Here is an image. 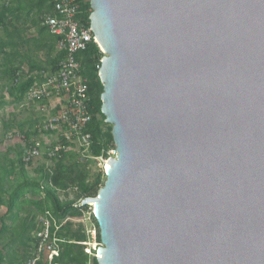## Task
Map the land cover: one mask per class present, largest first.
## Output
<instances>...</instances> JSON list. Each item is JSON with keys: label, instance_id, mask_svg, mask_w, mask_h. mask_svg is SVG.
Returning a JSON list of instances; mask_svg holds the SVG:
<instances>
[{"label": "water", "instance_id": "1", "mask_svg": "<svg viewBox=\"0 0 264 264\" xmlns=\"http://www.w3.org/2000/svg\"><path fill=\"white\" fill-rule=\"evenodd\" d=\"M115 158L98 264H264V0H90Z\"/></svg>", "mask_w": 264, "mask_h": 264}, {"label": "trees", "instance_id": "2", "mask_svg": "<svg viewBox=\"0 0 264 264\" xmlns=\"http://www.w3.org/2000/svg\"><path fill=\"white\" fill-rule=\"evenodd\" d=\"M77 5L76 19L90 27V0H77ZM46 15H55L54 0H0V111L9 104H23L39 78L60 70L65 57V52L59 50L62 37L42 26ZM41 52L43 59L39 56ZM103 57L99 46L92 42L77 55V60L88 85V111L92 118L86 132L92 137L90 153L106 158L114 149V139L113 127L105 123L101 113L104 86L99 70ZM42 120L38 115L26 124L3 123V136L16 125L29 144L32 138L41 135L36 125ZM9 151L15 153L14 159L7 154L0 156V208L7 209L4 215L0 214V264H27L34 249L38 217L49 211L60 220L81 219L89 207L75 205L81 199L97 197L106 179L100 171L93 173L90 163L81 161L80 155L72 151L62 152L51 164L45 158L33 177L28 173L32 164L23 162V148L17 146ZM74 188H78L75 200L61 199V194L68 196ZM59 236L66 242L61 245L55 264H98L96 257L84 251L82 243H87L88 238L83 224L69 221ZM97 240L101 242L100 234Z\"/></svg>", "mask_w": 264, "mask_h": 264}, {"label": "built area", "instance_id": "3", "mask_svg": "<svg viewBox=\"0 0 264 264\" xmlns=\"http://www.w3.org/2000/svg\"><path fill=\"white\" fill-rule=\"evenodd\" d=\"M54 11L55 15H46L42 18V26L48 27L52 34L62 37L59 50L65 52V57L59 72L39 78L30 88L26 102L36 106L39 115L43 117L37 125L38 132L41 135L50 133L56 136V141L43 144L35 139L27 144L24 140L23 162L34 165L48 158L51 164V161L62 152L72 151L80 155L81 161L98 167L106 179L105 165L109 159L115 158V145L106 158L94 157L90 153L92 137L86 132L92 118L88 111V85L80 74L81 65L77 60V55L85 51L90 43H96V40L90 27L83 26L76 19L77 0H54ZM42 102L45 103L39 104ZM50 171L52 173V170ZM73 191L77 193L78 188H74ZM84 200L78 201L75 207L82 206ZM87 207L88 211L83 217L88 215L94 224L91 230L85 229L88 240L82 245L85 247V253L96 257V249L103 245L97 240L100 229L93 206ZM69 221L79 220L70 218L60 220L49 211L38 217L34 249L27 264H55L54 260L62 251L61 245L66 242L59 234ZM92 238L96 241L93 247L90 245Z\"/></svg>", "mask_w": 264, "mask_h": 264}, {"label": "rangeland", "instance_id": "4", "mask_svg": "<svg viewBox=\"0 0 264 264\" xmlns=\"http://www.w3.org/2000/svg\"><path fill=\"white\" fill-rule=\"evenodd\" d=\"M31 33L35 35V32L32 30ZM39 56L43 59L44 55L41 52ZM7 101H10L9 98H7ZM39 115L38 108L36 106L30 105L27 102H24L21 105H13L9 104L6 108L0 111V141L2 142L0 144V156L7 154L9 158L14 159L15 158V153L10 152L9 150H15L17 146H21L23 148L24 145V136L20 134L18 131V126H14V129L9 131L8 133L4 135V129H3V123H8L9 121H12L13 124H26L30 121V119H35L36 116ZM42 142L43 144L46 143H52L56 141V136L54 135H39L38 138H32L33 141ZM43 159L41 161H38L34 163V165L30 166L28 169V173L30 176L35 177V169L39 167L43 163ZM89 169L93 173H97L99 171V168L94 166V165H89ZM61 199L62 200H75V192L71 191L68 196L61 194ZM29 210V208H27ZM77 225L83 224L87 230H91L93 228V219H91L88 215L86 217H82L81 219H78ZM95 239H90V245L93 247L95 244ZM98 249V248H97ZM96 249V250H97Z\"/></svg>", "mask_w": 264, "mask_h": 264}, {"label": "crops", "instance_id": "5", "mask_svg": "<svg viewBox=\"0 0 264 264\" xmlns=\"http://www.w3.org/2000/svg\"><path fill=\"white\" fill-rule=\"evenodd\" d=\"M25 102H26V99H25ZM38 124H39V123H38ZM38 124H37V125H38ZM37 125H36V129H37ZM6 211H7V209H6L5 207H1V208H0V214H1V215H4V214L6 213Z\"/></svg>", "mask_w": 264, "mask_h": 264}]
</instances>
